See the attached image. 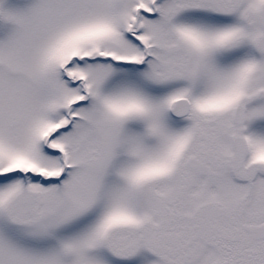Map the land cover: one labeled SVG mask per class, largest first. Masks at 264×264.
I'll return each mask as SVG.
<instances>
[{"label": "snow or ice", "instance_id": "snow-or-ice-1", "mask_svg": "<svg viewBox=\"0 0 264 264\" xmlns=\"http://www.w3.org/2000/svg\"><path fill=\"white\" fill-rule=\"evenodd\" d=\"M0 264H264V0H0Z\"/></svg>", "mask_w": 264, "mask_h": 264}]
</instances>
